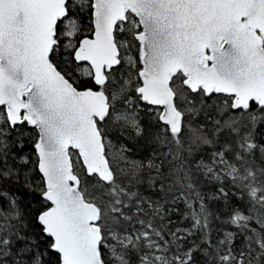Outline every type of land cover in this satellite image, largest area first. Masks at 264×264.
<instances>
[{
  "label": "snow or ice",
  "instance_id": "1",
  "mask_svg": "<svg viewBox=\"0 0 264 264\" xmlns=\"http://www.w3.org/2000/svg\"><path fill=\"white\" fill-rule=\"evenodd\" d=\"M0 264H264V0H0Z\"/></svg>",
  "mask_w": 264,
  "mask_h": 264
},
{
  "label": "trees",
  "instance_id": "2",
  "mask_svg": "<svg viewBox=\"0 0 264 264\" xmlns=\"http://www.w3.org/2000/svg\"><path fill=\"white\" fill-rule=\"evenodd\" d=\"M25 202L27 203L28 201L26 200Z\"/></svg>",
  "mask_w": 264,
  "mask_h": 264
}]
</instances>
